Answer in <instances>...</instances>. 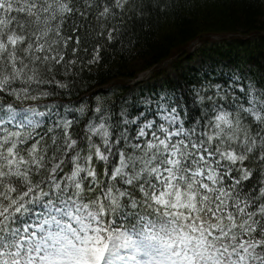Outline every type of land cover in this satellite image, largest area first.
<instances>
[{"label": "snow or ice", "instance_id": "1", "mask_svg": "<svg viewBox=\"0 0 264 264\" xmlns=\"http://www.w3.org/2000/svg\"><path fill=\"white\" fill-rule=\"evenodd\" d=\"M166 8L0 0V264H264V75L89 91Z\"/></svg>", "mask_w": 264, "mask_h": 264}, {"label": "trees", "instance_id": "2", "mask_svg": "<svg viewBox=\"0 0 264 264\" xmlns=\"http://www.w3.org/2000/svg\"><path fill=\"white\" fill-rule=\"evenodd\" d=\"M159 3L166 5V10L145 16L131 36L133 46L126 43L123 49L117 45L107 50L100 67L86 73L92 77L87 80L92 85L89 91L99 92L109 101L119 100L132 89L129 83L138 74L175 56L180 58L172 63L177 72L175 79L163 81L160 88L155 85L154 90L145 89L149 95H157L177 84L195 83L204 76L224 84L233 71L256 79L264 75V0H159ZM220 35L234 39L213 46L216 51L212 54L205 48L189 53L188 46L193 41L205 43L207 37ZM238 36L244 39H235ZM214 54L216 61L209 71H204L205 59L201 68L181 69L183 61L197 55L209 59ZM138 62L144 67L134 70ZM133 98H138L135 93Z\"/></svg>", "mask_w": 264, "mask_h": 264}, {"label": "rangeland", "instance_id": "3", "mask_svg": "<svg viewBox=\"0 0 264 264\" xmlns=\"http://www.w3.org/2000/svg\"><path fill=\"white\" fill-rule=\"evenodd\" d=\"M239 37V36H238ZM234 39V37L232 38L230 35H220V36H211V37H207L205 43L201 40L199 42H194L191 46H188V51L189 53H194L195 51H200L201 49L205 48L207 50H209V53L212 54L214 53L216 50H214L215 47L213 46H221L224 42H230ZM235 39H244V38H235ZM239 51V50H238ZM207 54V55H210ZM180 58H177V56L173 57L172 59L167 60L166 62H163L161 64H159L158 66H156L155 68H153L152 70L148 71V72H144L142 74H140L138 76L137 79H135L130 86L132 87V89H130V91L126 94V95H122L119 98H123V97H133V93H135V95L138 98H142V97H146V96H156L155 93H153V95H149L147 93L148 88H152L154 90L155 85H157V88H160L162 85V82L167 80V79H175L176 77V69L173 66V62H175L176 60H178ZM207 62L206 66L204 67V71H209L211 69V66L213 64L214 61H216V55H212L211 58H203L202 56H195L194 58H192L191 60H187V61H183L182 62V67L181 69H186L188 67L194 69V68H201V65L203 63V61ZM224 63L226 60H223ZM135 69L134 70H139L141 69L143 66L142 62H138L137 64H135ZM208 67H210L208 69ZM139 68V69H138ZM218 70L220 68H217ZM142 91H145V94H142Z\"/></svg>", "mask_w": 264, "mask_h": 264}, {"label": "bare ground", "instance_id": "4", "mask_svg": "<svg viewBox=\"0 0 264 264\" xmlns=\"http://www.w3.org/2000/svg\"><path fill=\"white\" fill-rule=\"evenodd\" d=\"M140 74H142V73H140ZM140 74H138V76H139Z\"/></svg>", "mask_w": 264, "mask_h": 264}]
</instances>
